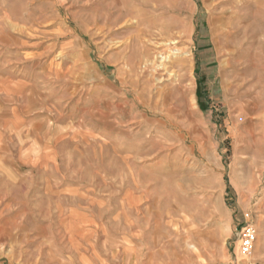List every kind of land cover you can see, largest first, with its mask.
<instances>
[{
  "label": "rangeland",
  "instance_id": "1",
  "mask_svg": "<svg viewBox=\"0 0 264 264\" xmlns=\"http://www.w3.org/2000/svg\"><path fill=\"white\" fill-rule=\"evenodd\" d=\"M0 264H264V0H0Z\"/></svg>",
  "mask_w": 264,
  "mask_h": 264
},
{
  "label": "built area",
  "instance_id": "2",
  "mask_svg": "<svg viewBox=\"0 0 264 264\" xmlns=\"http://www.w3.org/2000/svg\"><path fill=\"white\" fill-rule=\"evenodd\" d=\"M256 228L252 223L243 225L240 232L241 251L244 255L250 256L253 253L256 242Z\"/></svg>",
  "mask_w": 264,
  "mask_h": 264
},
{
  "label": "bare ground",
  "instance_id": "3",
  "mask_svg": "<svg viewBox=\"0 0 264 264\" xmlns=\"http://www.w3.org/2000/svg\"><path fill=\"white\" fill-rule=\"evenodd\" d=\"M167 38H168V37H167ZM172 38H173V37H172ZM167 40H168V39H167ZM162 42H163V41H162ZM162 42H161V43H162ZM172 42H173V41L170 40V44H175L177 41H176V42H173V43H172ZM166 44H167V43H166ZM157 46H159V45H157ZM142 47H143V46H142ZM180 47H181V46H180ZM143 50H144V49H143ZM173 50H177V51H178V49L175 48V46H169V47H167V50H166V51L172 52ZM144 51H145V50H144ZM148 51H149V50H148ZM148 51H147V54H148ZM166 51H165V52H166ZM165 52H161V54L163 55L162 58L167 59L169 56L166 55ZM169 52H168V54H169ZM149 53H150V52H149ZM151 54H152V52H151ZM179 54H180V53H179ZM162 55H161V56H162ZM145 56H146V54H145ZM180 56H181V55H180ZM154 58H155V57H154ZM159 58H160V57H159ZM155 59H157V58H155ZM149 60H150V59H149ZM163 60H164V59H163ZM145 61H146V60H145ZM168 61H169V60H168ZM164 63H165V62H164ZM166 65L168 66V63H167ZM143 67H144V66H143ZM153 67H154V64H153ZM165 68H166V67H165ZM165 68H162V69H165ZM152 70H153V69H152ZM155 70H156V69H155ZM158 71H159V70H158ZM168 71H169V70H168ZM164 73H165V72H164ZM171 73H172V72H171ZM161 74H162V73H161ZM168 74H169V73H168ZM172 75H173V73H172ZM172 75H171V76H172ZM173 77H174V76H173ZM169 78H170V77H168V79H169ZM175 78H176V77H175ZM175 78H174V79H175ZM156 79H157V78H156ZM168 79H167V80H168ZM174 79H173V80H174ZM173 80H172V82H173ZM160 81H161V80H160ZM164 81H166V80H164Z\"/></svg>",
  "mask_w": 264,
  "mask_h": 264
}]
</instances>
